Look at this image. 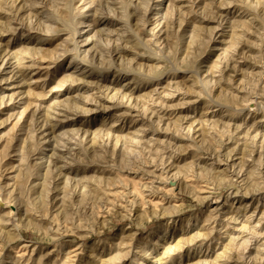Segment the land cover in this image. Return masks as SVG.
<instances>
[{
    "label": "rangeland",
    "instance_id": "374dc122",
    "mask_svg": "<svg viewBox=\"0 0 264 264\" xmlns=\"http://www.w3.org/2000/svg\"><path fill=\"white\" fill-rule=\"evenodd\" d=\"M0 264H264V0H0Z\"/></svg>",
    "mask_w": 264,
    "mask_h": 264
}]
</instances>
